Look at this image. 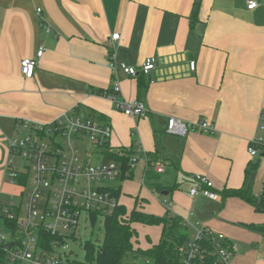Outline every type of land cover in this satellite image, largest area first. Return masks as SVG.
I'll use <instances>...</instances> for the list:
<instances>
[{
    "label": "crops",
    "instance_id": "0c3cea01",
    "mask_svg": "<svg viewBox=\"0 0 264 264\" xmlns=\"http://www.w3.org/2000/svg\"><path fill=\"white\" fill-rule=\"evenodd\" d=\"M247 1L200 0L191 25L194 0H0V203L19 193L5 167L9 143L21 136L16 122L47 124L79 108L80 115L110 126L112 151L125 149L138 159L121 182L118 205L159 217L170 212L189 235L194 228L225 235L234 249L232 264H264V211L238 198L188 193L198 175L217 191L240 189L258 160L248 155L249 143L255 140L264 153V8L258 2L247 10ZM116 33L115 60L139 68L154 59L151 83L108 68L107 41ZM39 48L33 75L24 79L19 63L34 59ZM138 99L143 117L115 107ZM168 118L207 121L214 132L170 134ZM145 158L161 163L164 172L154 173ZM261 160V172L258 166L252 175L253 195L261 188ZM131 228L133 250L146 251L160 240L161 226ZM132 264L150 263L138 258Z\"/></svg>",
    "mask_w": 264,
    "mask_h": 264
},
{
    "label": "built area",
    "instance_id": "2783aa9c",
    "mask_svg": "<svg viewBox=\"0 0 264 264\" xmlns=\"http://www.w3.org/2000/svg\"><path fill=\"white\" fill-rule=\"evenodd\" d=\"M258 2L248 0L247 10H255ZM37 13L40 10L37 9ZM119 34H112L107 41L110 50L108 53V68L116 75L135 78L138 74L153 80L155 69L154 59H146L139 68L117 62L116 50ZM43 54V48L36 51L35 58H24L19 63V73L24 79L33 75L37 61ZM189 69L194 71L195 63L189 62ZM115 92H119L118 81L113 84ZM105 95V94H103ZM106 96V95H105ZM117 110L133 118L143 117L146 109L141 101L132 100L116 103ZM15 128L22 136L9 143L5 167L8 170L9 182L20 181L19 193L15 199L11 196L0 206V213L6 220L15 224L16 236L7 237L0 231V250L6 255L10 264H69L54 257L53 245L63 242V235L74 237L79 220L84 212L90 215L103 217L109 215L118 206V198L112 195L108 188L117 181L120 175L121 164L115 161L92 165L87 158L88 154L103 157L105 146L110 147L111 128L108 124L99 123L89 117L75 114L74 110L63 112L60 116L47 124L30 120H18ZM262 128V127H260ZM198 129L205 134L214 132V127L207 121L193 124L182 123L175 118H168L166 131L170 134L184 136L189 130ZM255 140L248 145V155L260 157L254 148ZM89 145L91 153L85 149ZM125 149L113 151L118 158H125ZM85 153V157H81ZM20 157L25 163V171H18L13 166V159ZM129 169L132 170L138 159L128 156ZM264 159V157H261ZM146 164L156 174L164 172V166L157 161ZM31 181H28L29 174ZM195 186L189 190L190 196L202 195L210 200H218L219 192L204 176H194ZM29 188L26 189V185ZM223 191L224 189H220ZM255 198L264 196V174L261 188ZM17 198V199H16ZM55 237L49 241L51 251L39 248L40 235ZM10 241L9 246L4 244ZM226 236L208 229L194 228L190 240L180 247V264H203L211 247L215 254L213 264H232L234 253L232 246L227 245ZM87 264V263H75Z\"/></svg>",
    "mask_w": 264,
    "mask_h": 264
},
{
    "label": "trees",
    "instance_id": "16d2710c",
    "mask_svg": "<svg viewBox=\"0 0 264 264\" xmlns=\"http://www.w3.org/2000/svg\"><path fill=\"white\" fill-rule=\"evenodd\" d=\"M200 6V0H194L192 7V16L190 24H193L196 13ZM191 27V26H190ZM146 77L142 74L136 76ZM140 91V89H139ZM99 95L107 94L103 91H98ZM139 101V99H138ZM75 114H79V108L73 109ZM103 159L107 161H115L121 164L120 175L118 181L121 183L131 177L132 171L129 169V157L130 151H126L125 158H118L117 154L113 152L109 146H105L102 151ZM261 157L251 165L245 171V184L243 187L237 190H223L219 192L221 198H238L244 200L259 211H264V196L261 198H255L252 194V175L258 169ZM20 184V181H17ZM18 184V185H19ZM108 191L113 196L118 198L120 192V186L110 187ZM217 191V190H216ZM2 204L0 203V206ZM97 216L90 215L89 220L93 222ZM103 218V241L101 245L95 248L94 245H86V261L87 264H132L133 260L138 258L146 259L150 264H180V252L179 249L190 240V235L185 228L184 223L170 212H167L163 216H154L146 213L132 210L127 212L126 209L118 205L111 214L105 215ZM133 223H139L147 226H161L162 232L159 242L153 245L146 251L133 250L132 240L135 237V231L131 228ZM15 224L5 219L2 213H0V231L8 232L10 237L16 236ZM55 237L47 236L41 233L39 248H47L51 251L49 241L55 240ZM10 241L4 244V247L9 246ZM207 259L203 264H213L215 262V254L209 248ZM0 264H10L6 260V255L3 250H0Z\"/></svg>",
    "mask_w": 264,
    "mask_h": 264
},
{
    "label": "rangeland",
    "instance_id": "374dc122",
    "mask_svg": "<svg viewBox=\"0 0 264 264\" xmlns=\"http://www.w3.org/2000/svg\"><path fill=\"white\" fill-rule=\"evenodd\" d=\"M260 4V8H264V0H256ZM245 2V1H243ZM22 136V134H20ZM19 136V138L21 137ZM85 149L87 150L88 153H91L90 147L87 144L85 146ZM89 158L88 161L92 165H98L102 161V157L94 155V154H88L87 155ZM81 157H85V153H81ZM106 162H109L105 160ZM259 163V173L261 172L262 164ZM25 163L20 157H15L13 159V166L18 170V171H25ZM105 163V162H103ZM32 179V174L30 173L28 176V181H31ZM19 184V183H18ZM121 183L117 180L113 183L110 184L111 187H118L120 186ZM29 188V184L26 185V189ZM259 189V187H257ZM17 199V198H16ZM86 214L83 212L80 220H79V225L77 229L74 232V237H68L66 235H63V242L60 244L53 245L54 249V257L58 259V256L60 255L61 260L64 263H69V264H75V263H85L86 261V245H94L95 248L97 246L101 245L103 241V218L98 216L93 222L89 220L88 217L85 216ZM4 235L7 237V239L10 238L8 232H4ZM96 264V263H95Z\"/></svg>",
    "mask_w": 264,
    "mask_h": 264
},
{
    "label": "water",
    "instance_id": "95a60500",
    "mask_svg": "<svg viewBox=\"0 0 264 264\" xmlns=\"http://www.w3.org/2000/svg\"><path fill=\"white\" fill-rule=\"evenodd\" d=\"M260 157H264V153L260 154ZM163 195H166V192H164Z\"/></svg>",
    "mask_w": 264,
    "mask_h": 264
}]
</instances>
